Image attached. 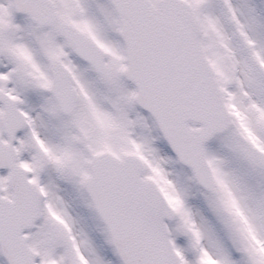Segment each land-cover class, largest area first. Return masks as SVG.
<instances>
[{
  "label": "snow or ice",
  "instance_id": "6c2138e0",
  "mask_svg": "<svg viewBox=\"0 0 264 264\" xmlns=\"http://www.w3.org/2000/svg\"><path fill=\"white\" fill-rule=\"evenodd\" d=\"M0 264H264V0H0Z\"/></svg>",
  "mask_w": 264,
  "mask_h": 264
},
{
  "label": "rangeland",
  "instance_id": "374dc122",
  "mask_svg": "<svg viewBox=\"0 0 264 264\" xmlns=\"http://www.w3.org/2000/svg\"><path fill=\"white\" fill-rule=\"evenodd\" d=\"M93 235L96 236L95 233H93ZM107 256H108L109 258H111V252H108V253H107Z\"/></svg>",
  "mask_w": 264,
  "mask_h": 264
}]
</instances>
